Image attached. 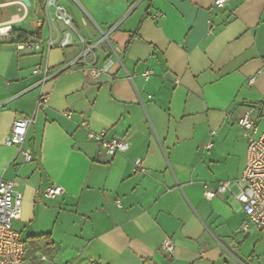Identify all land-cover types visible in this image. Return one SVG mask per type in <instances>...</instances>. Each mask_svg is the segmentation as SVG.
Wrapping results in <instances>:
<instances>
[{
    "label": "crops",
    "instance_id": "0c3cea01",
    "mask_svg": "<svg viewBox=\"0 0 264 264\" xmlns=\"http://www.w3.org/2000/svg\"><path fill=\"white\" fill-rule=\"evenodd\" d=\"M30 2L0 0V26L41 40L69 31ZM56 2L72 17L71 44L23 53L0 42V179L23 193L13 226L24 264H264V229H242L247 215L232 193L205 194L242 176L248 136L239 119L254 109L255 136L264 130V0ZM103 33L110 43L96 48V67L109 70L96 77L94 65H71L81 38ZM45 66L42 82L34 69ZM26 117L31 161L6 144ZM103 131L128 149L105 155L89 137ZM137 158L145 172H133ZM54 184L63 193L45 195ZM166 239L172 253L161 248Z\"/></svg>",
    "mask_w": 264,
    "mask_h": 264
},
{
    "label": "built area",
    "instance_id": "2783aa9c",
    "mask_svg": "<svg viewBox=\"0 0 264 264\" xmlns=\"http://www.w3.org/2000/svg\"><path fill=\"white\" fill-rule=\"evenodd\" d=\"M228 0H215L218 7L225 6ZM19 3L25 5L23 0ZM53 7V11L51 8ZM45 14L47 21L51 22L55 19L63 22L69 28V31L56 29L55 34L50 35L47 40L28 38L25 40H17L14 33V27L11 25L0 26V42L4 40L11 41L15 47L23 53L39 52L43 49L50 50L53 47H65L72 43L73 32H77L71 15L66 11L65 7L57 4L56 0H46ZM84 47L77 58L71 63H84L94 65L92 73L97 77L100 72L108 71L111 63H104L101 67H96L98 62L96 48L102 41L110 43L108 34L103 33L100 40L93 43L85 42L82 38ZM49 66L37 67L34 73H43L44 79L50 77ZM153 74L151 69L144 73L145 78H149ZM254 77L250 82L254 81ZM38 106L46 108L48 101L46 97H40ZM254 109L245 113L240 119L239 124L246 130L248 136L247 161L242 176L236 179H228L220 181L216 190L210 187L205 188V194L209 198L224 192H230L243 205V209L247 215V219L242 224V229L247 231L251 225L260 229H264V130L259 136H255L258 129L257 120L253 117ZM66 115L70 116L69 113ZM33 122V117L17 119L6 139L7 145L19 146L20 151L25 155L26 161L33 159L29 151L23 150L22 145L25 141L29 127ZM91 139L99 141L105 155L115 156L117 153L125 152L129 147V142L125 137H107L106 132H91ZM207 148L212 147V143H208ZM146 169L143 166L141 158H137L134 162L133 172L142 173ZM233 186L238 191L233 190ZM45 195L49 197H57L63 193V188L57 184L51 185L44 190ZM121 206V204L119 203ZM23 210V193L16 187L14 180L0 179V264H24L26 256V244L21 234L14 229V221L22 216ZM161 248L167 253H172L174 244L170 239L163 241Z\"/></svg>",
    "mask_w": 264,
    "mask_h": 264
},
{
    "label": "trees",
    "instance_id": "16d2710c",
    "mask_svg": "<svg viewBox=\"0 0 264 264\" xmlns=\"http://www.w3.org/2000/svg\"><path fill=\"white\" fill-rule=\"evenodd\" d=\"M46 0H38V6L41 10H45ZM14 33L17 35V40H25L28 38H33L35 35H28L22 31H19L17 28L14 27ZM39 34V31H38ZM144 264H158L153 259H148L144 262Z\"/></svg>",
    "mask_w": 264,
    "mask_h": 264
},
{
    "label": "water",
    "instance_id": "95a60500",
    "mask_svg": "<svg viewBox=\"0 0 264 264\" xmlns=\"http://www.w3.org/2000/svg\"><path fill=\"white\" fill-rule=\"evenodd\" d=\"M28 6H30L31 5V2H30V0H23Z\"/></svg>",
    "mask_w": 264,
    "mask_h": 264
},
{
    "label": "rangeland",
    "instance_id": "374dc122",
    "mask_svg": "<svg viewBox=\"0 0 264 264\" xmlns=\"http://www.w3.org/2000/svg\"><path fill=\"white\" fill-rule=\"evenodd\" d=\"M51 11H53V7L51 8ZM39 14L38 15H35V20L37 19V18H39Z\"/></svg>",
    "mask_w": 264,
    "mask_h": 264
}]
</instances>
